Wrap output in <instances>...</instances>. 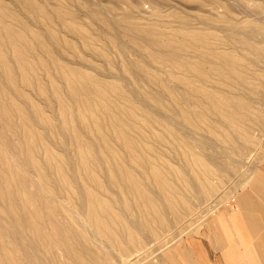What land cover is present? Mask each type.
<instances>
[{
    "label": "rangeland",
    "instance_id": "rangeland-1",
    "mask_svg": "<svg viewBox=\"0 0 264 264\" xmlns=\"http://www.w3.org/2000/svg\"><path fill=\"white\" fill-rule=\"evenodd\" d=\"M226 54L241 59L243 84L225 80ZM208 92L251 113L225 121ZM262 101L264 0H0V232L17 257L10 264H168L178 241L264 169ZM134 185L152 205L145 216Z\"/></svg>",
    "mask_w": 264,
    "mask_h": 264
},
{
    "label": "crops",
    "instance_id": "crops-1",
    "mask_svg": "<svg viewBox=\"0 0 264 264\" xmlns=\"http://www.w3.org/2000/svg\"><path fill=\"white\" fill-rule=\"evenodd\" d=\"M168 264H264V169L167 252Z\"/></svg>",
    "mask_w": 264,
    "mask_h": 264
},
{
    "label": "bare ground",
    "instance_id": "bare-ground-1",
    "mask_svg": "<svg viewBox=\"0 0 264 264\" xmlns=\"http://www.w3.org/2000/svg\"><path fill=\"white\" fill-rule=\"evenodd\" d=\"M227 9V7H225ZM228 10V9H227ZM231 13V12H230ZM202 19V18H201ZM203 21V19L201 20ZM199 36L201 37L200 33ZM199 37V38H200ZM251 43V42H250ZM247 46V45H246ZM242 47V46H241ZM244 47V46H243ZM248 47V46H247ZM227 59L229 61V67H227L225 70H223V72L226 74V81L229 80V78L233 77L237 80L238 83L243 84L246 80V75L244 74L243 71H238L235 70L234 67L237 64H241V59L239 58H235L229 54H226ZM242 65V64H241ZM216 71V70H215ZM222 71V70H221ZM221 71H218L219 73ZM186 82V81H184ZM187 84V83H186ZM236 84V83H235ZM188 91H185V94L182 95V98L185 100L187 98H190V96L188 95ZM206 98L209 100V103L207 102V104H209L208 106L210 107V109H212L217 115L219 116H223V118L225 119V121L229 120L230 121H234V117L240 118L241 120H243L244 115L246 113H251V110L248 108L247 104H245V102L242 99H235V98H226V97H222L220 94H216L215 92H208L206 93ZM262 104H264V102L262 101ZM230 107V111H226L225 108H229ZM257 113H261V114H257L258 117H263L264 112L263 111H258ZM183 114H185V116H187V112H183ZM20 135V134H19ZM117 136L118 139L120 140V142H122V144L126 147H131L132 143L130 141H128L127 139H125V137L123 136V132L122 130H117ZM141 160V159H140ZM142 162L144 161L141 160ZM206 162H211V163H216L218 162L217 158L211 156V157H207V161H205L204 159L198 157V156H191V158H189V163L192 165L194 164H204ZM185 163V161H184ZM206 168V167H205ZM125 173V172H124ZM151 173L152 176L161 184L162 190H164L162 193L164 194L166 191H170L172 189V185L170 184V182H167L164 178L165 175L160 172L157 169H151ZM197 178H199L197 176ZM131 180V179H130ZM2 182V180L0 179V183ZM134 182V181H133ZM131 188V192L136 196V199L139 200V208L142 211V214L145 216L148 214V210H150L152 208V205L150 202H148V197H146L143 194V191L140 189V187L138 185H134ZM10 190V189H8ZM10 194V193H9ZM3 194L0 192V196H2ZM5 196V195H4ZM3 196V197H4ZM10 201V204L12 207L14 204V197L10 194V198H8ZM150 203V204H149ZM153 204V203H152ZM103 206V204H102ZM18 212V213H17ZM10 213L14 214L15 216H18L16 218L18 225L22 226L23 223L21 221L25 220V218L21 215V211L19 210H10ZM90 218H92L94 220V222L98 225H102L103 221L97 217V211L96 208L95 209H90ZM50 218V217H49ZM28 220V223L30 225V230L35 233L37 235V237H39V234L41 233V231L39 230V227L37 224H32V218L31 217H27L26 218ZM53 219V218H52ZM25 225H26V220H25ZM24 227V226H22ZM7 232L11 233L12 229L9 228L7 230ZM40 232V233H39ZM2 235H4V233L0 232V264H10V262H14L13 260L16 259L17 257L15 255H9L6 250H5V246H4V242L2 241L1 237ZM13 245H16L17 243H20V241H18V239L16 237H14V239L11 242ZM9 247H11L10 244H8ZM31 256V255H29ZM19 258V257H18Z\"/></svg>",
    "mask_w": 264,
    "mask_h": 264
}]
</instances>
